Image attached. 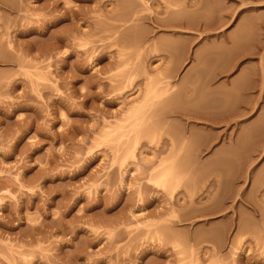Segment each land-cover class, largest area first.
<instances>
[{"label":"rangeland","instance_id":"obj_1","mask_svg":"<svg viewBox=\"0 0 264 264\" xmlns=\"http://www.w3.org/2000/svg\"><path fill=\"white\" fill-rule=\"evenodd\" d=\"M0 264H264V0H0Z\"/></svg>","mask_w":264,"mask_h":264},{"label":"bare ground","instance_id":"obj_2","mask_svg":"<svg viewBox=\"0 0 264 264\" xmlns=\"http://www.w3.org/2000/svg\"><path fill=\"white\" fill-rule=\"evenodd\" d=\"M199 4H201V2H197L196 3V5H199ZM227 14V13H226ZM223 18L224 19H226V17H225V14L224 13H220L219 15H218V23L216 24V26H221L223 23H224V21L225 20H223ZM213 23H210V22H204V23H202V27L203 28H208L209 26H211ZM138 110V109H137ZM164 179V178H163ZM162 180V179H161ZM165 180V179H164ZM162 182H163V180H162Z\"/></svg>","mask_w":264,"mask_h":264}]
</instances>
